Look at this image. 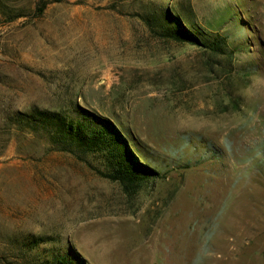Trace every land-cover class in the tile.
I'll use <instances>...</instances> for the list:
<instances>
[{
  "label": "rangeland",
  "instance_id": "rangeland-1",
  "mask_svg": "<svg viewBox=\"0 0 264 264\" xmlns=\"http://www.w3.org/2000/svg\"><path fill=\"white\" fill-rule=\"evenodd\" d=\"M39 1L0 0V264H264V0ZM167 10L225 53L152 32ZM35 109L109 121L156 177L126 195Z\"/></svg>",
  "mask_w": 264,
  "mask_h": 264
},
{
  "label": "trees",
  "instance_id": "trees-1",
  "mask_svg": "<svg viewBox=\"0 0 264 264\" xmlns=\"http://www.w3.org/2000/svg\"><path fill=\"white\" fill-rule=\"evenodd\" d=\"M64 0H40L37 6L38 16H41L51 3H61ZM148 28L167 41L181 45H191L205 48L214 54H224L227 40L217 36L213 41L202 39L204 35L194 33L183 22L166 11L157 17H143ZM91 122L75 121L66 115L52 111L35 109L30 114H20L17 124L29 131H43L49 137L55 151L70 153L84 161L86 156H97L103 160L105 171L100 175L108 180L119 183L128 196L136 195L145 184L154 179L156 171L140 163L132 153L127 140L109 121L100 119ZM46 241L39 240L30 243L32 250ZM36 264H75L65 256H54L52 259H38Z\"/></svg>",
  "mask_w": 264,
  "mask_h": 264
}]
</instances>
